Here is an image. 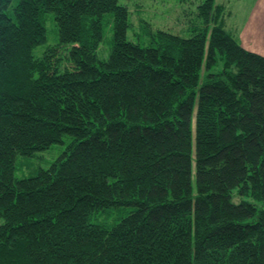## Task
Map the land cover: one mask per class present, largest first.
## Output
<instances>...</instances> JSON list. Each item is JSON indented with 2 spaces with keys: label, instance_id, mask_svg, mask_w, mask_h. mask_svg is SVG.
I'll return each mask as SVG.
<instances>
[{
  "label": "trees",
  "instance_id": "1",
  "mask_svg": "<svg viewBox=\"0 0 264 264\" xmlns=\"http://www.w3.org/2000/svg\"><path fill=\"white\" fill-rule=\"evenodd\" d=\"M128 2L0 0V264H264V55Z\"/></svg>",
  "mask_w": 264,
  "mask_h": 264
},
{
  "label": "rangeland",
  "instance_id": "2",
  "mask_svg": "<svg viewBox=\"0 0 264 264\" xmlns=\"http://www.w3.org/2000/svg\"><path fill=\"white\" fill-rule=\"evenodd\" d=\"M259 2L260 0H215L216 4L224 5L221 13L224 26L229 32H233L238 43H245V45L251 43L253 48L259 49V52L264 54V26L255 27L253 22L245 23L248 9ZM128 4L131 9L132 28L127 32V36L132 39L136 36L143 38L144 32L148 28H152L153 31L161 28L174 33L183 32L196 13L197 0H133ZM104 27L105 36L99 47V55L105 57L108 54L107 48L110 46L111 32L108 25ZM48 29L51 31L49 26ZM132 30L134 34H132ZM47 40L50 43L56 41L53 36H49ZM216 66L221 67L220 59ZM62 147V144L52 145L29 157L18 155L16 176H27L30 171L47 167L60 153Z\"/></svg>",
  "mask_w": 264,
  "mask_h": 264
},
{
  "label": "crops",
  "instance_id": "3",
  "mask_svg": "<svg viewBox=\"0 0 264 264\" xmlns=\"http://www.w3.org/2000/svg\"><path fill=\"white\" fill-rule=\"evenodd\" d=\"M247 16H245V23H252L255 27H263L264 26V0H260L258 4H253L251 8L248 9ZM250 45L243 43L245 48L251 50V51H256L260 53L259 49L253 48L252 44L249 43ZM264 55L263 53H260Z\"/></svg>",
  "mask_w": 264,
  "mask_h": 264
},
{
  "label": "bare ground",
  "instance_id": "4",
  "mask_svg": "<svg viewBox=\"0 0 264 264\" xmlns=\"http://www.w3.org/2000/svg\"><path fill=\"white\" fill-rule=\"evenodd\" d=\"M223 6H224V5H223ZM223 6H222V7H223ZM230 33H231V32H230Z\"/></svg>",
  "mask_w": 264,
  "mask_h": 264
}]
</instances>
